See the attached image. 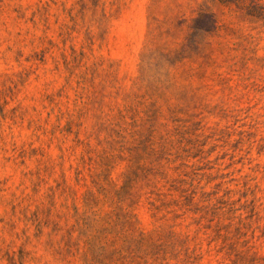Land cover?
Segmentation results:
<instances>
[{
    "label": "rangeland",
    "instance_id": "obj_1",
    "mask_svg": "<svg viewBox=\"0 0 264 264\" xmlns=\"http://www.w3.org/2000/svg\"><path fill=\"white\" fill-rule=\"evenodd\" d=\"M0 264H264V0H0Z\"/></svg>",
    "mask_w": 264,
    "mask_h": 264
}]
</instances>
